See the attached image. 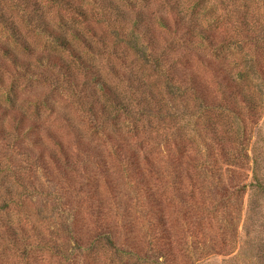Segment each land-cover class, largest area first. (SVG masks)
Returning <instances> with one entry per match:
<instances>
[{"label": "rangeland", "instance_id": "rangeland-1", "mask_svg": "<svg viewBox=\"0 0 264 264\" xmlns=\"http://www.w3.org/2000/svg\"><path fill=\"white\" fill-rule=\"evenodd\" d=\"M0 108V264H264V0H0Z\"/></svg>", "mask_w": 264, "mask_h": 264}, {"label": "trees", "instance_id": "trees-1", "mask_svg": "<svg viewBox=\"0 0 264 264\" xmlns=\"http://www.w3.org/2000/svg\"><path fill=\"white\" fill-rule=\"evenodd\" d=\"M192 14H194V13L191 11V15ZM164 20L165 19L160 18L159 22H161L165 26V28L170 29V27L168 26V24L165 23ZM192 22H193V20H191V29L193 30V29H195V24H194V22L192 24ZM195 32H196V34L199 37H207L208 36L207 33L202 28H200V29L197 28V30ZM214 38L215 37L212 34H210V40H209L210 41V43H209L210 46L209 47H212L213 44H214L217 47V49H219V47H221V45H223L222 47H224V46H226V45H228L230 43L229 42V43L224 44V42H221V44L218 46V41H214ZM57 40L59 42V40L61 41V38H58ZM5 55L7 57L10 56L9 58L11 59V62L13 64H14V62H16L17 59L15 57L12 58V56L10 54H7L6 52H5ZM210 61H211V64H213V65H209V66H207V68L210 69V70L221 72V74L223 75V78L221 79V81L226 83L227 86H229L230 84L228 83V81L225 80L226 77L224 76L225 67L220 66L218 69H215L214 64H216L218 62H215V60H213V61L210 60ZM235 62H232L229 66H232V69H233V67H235V73H236V76H238V80H239V79H241L240 76L242 74V70L239 69V67H238L239 63H237V62L235 63ZM245 63L248 65L250 62H248L247 59H246ZM249 71H251V70H249ZM231 72H232V70H231ZM193 77H195V76L193 75ZM183 78H184V76L181 78L182 81L184 82L185 80H183ZM192 81L193 82H191V80L189 79L188 82H190L189 84L192 83L194 85L195 84V79L192 78ZM232 83L234 84L235 82L232 80ZM234 86H236L235 87L236 94L240 97L241 93H242L240 88L237 85H234ZM104 87H105V85H104ZM192 89H194V88H192ZM108 96L111 98V97H113V94L112 93H108ZM235 98H236V96L234 97V99ZM112 99H113V102H114L115 101L114 97ZM0 114H1V117L2 116L6 117L5 111H3V109H1V108H0ZM20 123H21L22 126L24 125V121H20ZM214 124H215L214 119L213 120L210 119L209 125H206L205 130L208 131V132H214V135H215V134H218L220 131L218 130V128L217 129L215 128ZM28 127H31V126H28ZM11 130H12L11 132L6 131V130H0V135H1L0 136V146H7V143L11 142L12 145L11 146H7V147H12V148L15 149L14 154L16 155V157L22 158L25 155H27L28 158H33L35 161H37L38 164H40V163H43L45 165L47 164L46 159L48 157H46L47 154L45 152V151H47V149L44 148L43 142L39 138V135L38 136L36 135L37 137L34 138V139L30 138V137H27V136H24L23 135V131L21 130L20 127H18V121H17V125L12 126ZM234 132L235 131L233 130L232 133H234ZM117 147H119L122 150L124 149L123 144L122 145H117ZM222 152L224 154V150H222V146H221V149H219V153L222 156V158H224V159H220V158L213 157V156H207L205 154V156H207V158L211 159V161L209 163H207L208 161L204 162L202 160L200 162V161H198V159H197V162H195L194 160L191 159V166H192L191 168H193L192 171H191V177H194L193 176V173H194L193 171L195 170V172H196V170L199 169V171H201V173L203 174V177L207 178V180L209 181V182L207 181L208 182L207 184L203 183V187L204 188L205 187L209 188V187L212 186L213 183L210 184V182L213 181V177L216 174V171H214V170H217L218 171L217 173H220V171L223 170V165H221V164L224 163V162L228 163V159H226V157L223 156ZM128 158L130 160H132L133 164H137L136 163V159H138V158H135V155L132 152H129V157ZM221 160H223V161H221ZM253 162L255 163L256 161L253 160ZM214 166H215V169L212 170ZM6 170L7 169H5V168L4 169L3 168L0 169V174H1V176H0V201H2V199L4 200L5 197H6V194L8 193V191H7L8 187L6 186V179H7L8 175L5 173ZM196 173H198V171ZM188 178H189V176H188ZM256 181H257L256 171L253 170L252 179H251L250 184H248L247 186H243L242 189L248 188L249 190H253L254 187H255L254 185H255ZM191 182H192V180H191ZM4 191H7L5 193V195H3ZM197 192H199V191H197ZM15 225L16 224L12 220H9L7 223L1 222V226L3 228V232L5 233V236L7 235V236H10V238H15V237H13V235L16 234L19 231L18 230L19 228H17Z\"/></svg>", "mask_w": 264, "mask_h": 264}]
</instances>
